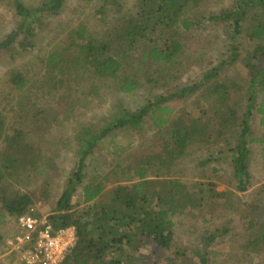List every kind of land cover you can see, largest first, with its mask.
<instances>
[{
  "label": "trees",
  "instance_id": "16d2710c",
  "mask_svg": "<svg viewBox=\"0 0 264 264\" xmlns=\"http://www.w3.org/2000/svg\"><path fill=\"white\" fill-rule=\"evenodd\" d=\"M65 1L45 0L39 7L30 9L13 0L16 26L0 41V51L34 48L35 34L44 26L42 19L58 14ZM207 1L135 0L134 11L120 16L111 33L99 36L82 24L69 30L64 47L55 46L45 58L39 59V73L45 77L37 83L31 84L29 71L10 72L8 83L17 93L15 105L22 122L21 127L19 124L8 127L0 114L1 217H11L15 223L27 214L40 218L30 210L37 198L35 193L45 199L50 197L48 180L54 174L55 157L47 136L62 124L60 112L70 106L66 96L80 86L94 94L99 87L94 83L116 84L120 92L129 95L143 83L155 85L162 75L179 71L185 55L183 39H194L190 34L204 19L192 13ZM109 3L120 7L117 0H103L102 10ZM211 20L225 23L231 45L244 36L254 47L243 56L238 50L232 51L228 62L213 68L206 81L197 86L155 95L152 102L136 112L118 107L103 127L94 130L81 126L72 136L77 159L65 189L46 218L54 231L69 227L75 230V245L62 264H147L150 256L142 253L144 248H151L152 253L168 252L171 264H208V250L221 232L205 230L199 248L173 249V217L210 207L224 197L228 202L229 193L214 192L211 184L194 190L175 176L191 147L224 143L236 189L247 190L249 140L246 138L250 133V118L253 110L264 112V0H236L233 8ZM139 48V59H134ZM241 56L247 79L214 80L226 63L232 65ZM205 84L210 98L207 103L197 102L198 113H172L169 102L186 99ZM32 85L46 95L63 90L53 113L46 114L45 110L31 113ZM233 94L239 97L237 101ZM243 98L245 106H242ZM149 114L156 131L152 145L130 154L125 163L118 164L116 174L110 170L101 180L95 178L84 183L88 162L98 144L115 131L127 127L140 129ZM122 179L129 184L123 185ZM39 180L41 184L34 192L21 189L36 185ZM109 181L115 187L105 196L103 184ZM80 188L81 203L87 205L82 211L72 202ZM97 199L101 202H95ZM262 207L258 206L255 213L263 211ZM244 231L242 253L251 259L264 256V219L252 218Z\"/></svg>",
  "mask_w": 264,
  "mask_h": 264
},
{
  "label": "rangeland",
  "instance_id": "374dc122",
  "mask_svg": "<svg viewBox=\"0 0 264 264\" xmlns=\"http://www.w3.org/2000/svg\"><path fill=\"white\" fill-rule=\"evenodd\" d=\"M18 1L30 9H35L45 0ZM102 1L66 0L58 14L42 19L44 26L35 34L34 48L25 51L14 48L9 53L0 51V114L5 118L8 127L15 124L20 126L22 122L15 105L17 93L8 83L11 71L20 74L29 71L28 77L31 79V84L37 83L44 76L39 73L41 67L39 59L45 58L55 46L64 47L69 30L82 24L91 32L102 36L111 33L112 27L120 16L134 11L135 0H117L119 8L109 3L104 10H102ZM235 1L208 0L192 13L194 17L197 15L204 19H201L202 22L197 28H193L190 35L194 39H183L185 55L181 58L182 65L179 71L175 70L170 72V75H162L157 84L143 83L138 91L128 95L120 92L116 84L99 85L93 82L94 85L99 86L94 94H90L87 89L80 86L66 96L70 106L60 112V116H63L62 124L47 136V142L53 150L52 156L55 157V170L53 177L48 180L50 197L45 199L35 193L37 198L33 209L40 218H47L52 213L56 201L65 189L74 161L77 159L75 148L71 144L72 136L81 126L97 130L114 116L118 107L136 112L152 102L155 95H165L188 85L197 86L202 81H206L208 78L206 75L213 68L221 62H228L232 51L238 50L243 56L254 47L253 43L248 42L244 36L237 39L235 45H231L225 33V23L220 20H211L223 11L233 8ZM12 2L13 0H0V41L16 26ZM140 51L141 48L136 53ZM138 56L139 54L134 59H139ZM242 56L232 65L226 63L222 72L214 80L222 82L226 78H234L237 81L241 78L247 79ZM73 76L79 78V75L74 74ZM206 84L186 99H175L169 102L168 106L172 108V113L177 115L198 113L195 108L197 102L200 100L207 103L210 98L206 93ZM35 86H31L33 89L29 102L31 113L41 110H45L46 114L53 113L58 107L57 99L64 93L63 90L51 91L50 95H46L43 92L40 93L39 89L34 88ZM232 98L235 101L239 99L235 94ZM242 101V106H245L244 98ZM243 113L244 109L240 110L239 116ZM54 124L57 126V123ZM155 134L150 114L143 121L140 129L127 127L113 132L96 147L88 162L86 168L88 174L84 183L95 178L101 180L103 175L111 171L119 172L118 164L125 163L126 158L135 150L149 148L154 142ZM246 139L249 140L247 162L249 185L245 192H238L236 189V181L228 159L229 152L226 146L224 147V143L211 144L208 147H191L189 154L180 162L181 165L177 169L175 178L184 181L193 189L195 188L194 190L211 184L210 187L214 192L229 193V199L227 202L224 197L220 201L213 202L210 207L174 216L173 249L199 248L200 236L205 230L210 232L219 230L220 235L208 250V264H264V256L251 259L240 250V244L245 236L246 223L252 218L258 221L264 219V210L255 213L258 206L261 208L264 205V112L258 113L253 110L250 118V133ZM128 161L131 162L132 159ZM111 177L115 178L116 175H111ZM120 178H122L121 175ZM121 183L129 184L123 179ZM40 184L41 180L36 185L30 184L28 188L21 187V189L24 192H34ZM103 185L105 196L115 187L111 181ZM81 192L82 188L77 191L72 200L79 211L87 207L81 203ZM103 200H105L104 197ZM95 202H101V199ZM2 215L0 209V264H23L22 256L8 244L15 235L16 223L11 217L4 218V216L1 217ZM152 251L151 248L142 250L143 254L150 256L147 264H171L169 261L171 256L168 252L152 253Z\"/></svg>",
  "mask_w": 264,
  "mask_h": 264
},
{
  "label": "built area",
  "instance_id": "2783aa9c",
  "mask_svg": "<svg viewBox=\"0 0 264 264\" xmlns=\"http://www.w3.org/2000/svg\"><path fill=\"white\" fill-rule=\"evenodd\" d=\"M75 242L74 228L54 231L45 217L27 214L17 219L15 235L8 244L24 264H62Z\"/></svg>",
  "mask_w": 264,
  "mask_h": 264
}]
</instances>
